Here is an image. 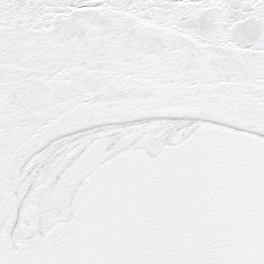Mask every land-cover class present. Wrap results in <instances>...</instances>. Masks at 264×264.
<instances>
[{
  "label": "snow or ice",
  "instance_id": "1",
  "mask_svg": "<svg viewBox=\"0 0 264 264\" xmlns=\"http://www.w3.org/2000/svg\"><path fill=\"white\" fill-rule=\"evenodd\" d=\"M0 264H264V0H0Z\"/></svg>",
  "mask_w": 264,
  "mask_h": 264
}]
</instances>
